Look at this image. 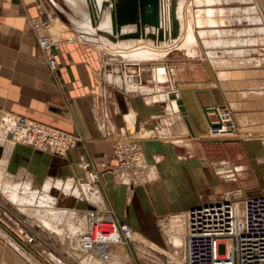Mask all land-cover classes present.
<instances>
[{
  "label": "crops",
  "instance_id": "1",
  "mask_svg": "<svg viewBox=\"0 0 264 264\" xmlns=\"http://www.w3.org/2000/svg\"><path fill=\"white\" fill-rule=\"evenodd\" d=\"M236 6L241 13L227 24L213 26L226 28L221 34L225 39L212 40L209 50L200 36L194 38L188 19V41L194 39L200 47L189 50L192 54L181 50L180 56L150 58L148 52L154 49L141 43V55L138 48L131 50V59L120 60V67L110 71L106 54L94 44L103 43L99 39L106 36L97 33L92 38L60 40L57 67L49 71L36 42V31L45 26L33 28L26 17L48 20L59 11L71 19L61 23V29L78 33L72 18H83L84 0H0V187L6 194L28 185L34 193L46 190L53 199L49 212L38 207L26 214L18 206L17 213H8L10 220L15 219L12 228L18 232L27 228L35 236L30 243L37 262L2 239L0 264H103L101 258L106 256L107 264L122 259L129 264L132 252L124 249L125 255L115 248L117 242L100 243L95 251L74 247L64 240L65 226L71 233L81 229L72 219L83 211L86 229L80 232H84L92 212L111 208L119 222L128 223L158 247L163 238L160 219L181 215L182 220L186 209L228 198L233 195L229 187L236 190L242 182L264 186V17L255 18L258 23L253 28L249 5L241 0ZM125 25L123 31L134 30L133 24ZM58 27L52 24L50 29L60 33ZM217 36L212 32L207 38ZM138 39L123 40L133 45ZM140 58L148 60L135 65ZM149 62L162 64L161 77L150 66L159 64ZM171 91L183 100L190 123L176 99L169 97ZM216 103L230 107L245 136L225 140L204 135L208 124L218 119ZM16 114L76 134L83 141L64 154L13 141L1 122ZM126 132L137 136L131 141L141 142L143 176L131 183L126 173L107 169L96 185L89 184L81 159L109 154L113 140ZM218 151L235 160L229 170L218 167ZM25 197L22 202H29ZM4 201L9 203L7 198Z\"/></svg>",
  "mask_w": 264,
  "mask_h": 264
},
{
  "label": "built area",
  "instance_id": "2",
  "mask_svg": "<svg viewBox=\"0 0 264 264\" xmlns=\"http://www.w3.org/2000/svg\"><path fill=\"white\" fill-rule=\"evenodd\" d=\"M30 24L33 28L43 26L38 20ZM47 38L48 35H36V42L46 58L48 69L54 71L57 67L58 43L51 42L47 46L44 44ZM216 105H220L221 115L216 114L218 120L212 125L209 123L207 130H210L214 138L233 137L223 134L221 130V119H225L234 133L231 109L224 104ZM14 116L8 135L16 142L48 146L54 153L64 154L75 147L81 138L22 114ZM119 138L112 148L116 160V166L112 169L115 173H126L131 183L136 182L143 176L141 145L131 141L130 137ZM90 163L88 157H83L80 166L87 182L94 185L100 181L101 170L110 166L105 161H100V168L90 167ZM222 166L226 169L227 162L223 161ZM182 222L183 264H264V186L239 199L225 198L190 207L184 211ZM89 224L90 229L78 233L75 243L85 250H92L100 243L126 244L132 235V227L128 223L119 222L111 208L92 212ZM31 236L27 238L31 240Z\"/></svg>",
  "mask_w": 264,
  "mask_h": 264
},
{
  "label": "rangeland",
  "instance_id": "3",
  "mask_svg": "<svg viewBox=\"0 0 264 264\" xmlns=\"http://www.w3.org/2000/svg\"><path fill=\"white\" fill-rule=\"evenodd\" d=\"M165 1H167V3L169 2L168 5L170 7L171 6V0H165ZM240 1L241 0H178V1H175V9H176V6L177 7L179 6V10H178L179 15L177 17L179 26H178L177 36L170 38V35H169L168 39H162V40L158 41V40H153L149 37L141 35V37H144L145 39L144 38L138 39L137 37L133 38V39H136V41H137V39L142 41V42H137V44L139 43L138 45L137 44L131 45L129 43H126V41H128V40H123V39L117 40V41H112L106 36L105 40L103 38H102L103 40L99 39L100 42L102 40L103 43H101V44L94 43V44L99 49H101V51L103 53L106 54L105 55L106 56L105 61L107 62V64H109V65H107V67L108 66L109 67L106 69H109L110 71H112V66L118 67V63L120 62V60H123V61L124 60H130L131 58H130L128 53H130L131 50L135 49L136 45H137V47L139 45H141L140 43H146V45L148 43L150 45V46L147 45L148 47H151V45H153V46H156L157 48H160L161 51H159V49H157V50H154V52H150V55H151L150 58L168 57V56L173 57L175 55L178 56V55H181V50L186 51V53L192 54L194 51H189V50H194V48L199 50L200 47H199V44L197 43V41L194 39H192L190 41L184 40L185 37L188 38V35L190 34V29L188 28V25L186 26V23L188 22V19H189L190 24H191L193 31H194V38L195 37L199 38V36H200L201 39L203 40L204 44L206 45L207 50H209V48L211 46L209 44H211L212 40L225 39V37L224 38L221 37V34L226 32V28H223V27L215 28L213 26H217L216 24H225V23L227 24L228 19L231 21L232 17L235 18V16H233V15H236V13H241V11H240L241 8L236 6ZM242 1L245 3L246 6H247V4L249 5V15H250V18L254 21L253 22L251 20V23L253 24V28H254L257 26L256 22L258 23V21H255V18H257V20H260L264 17V0H242ZM176 3H178V4H176ZM86 12H87V10H86ZM57 13L58 14H55L51 19H48V20L46 18H40V17H38V15L37 16L27 15L26 18H27L28 23L29 22L32 23V22L37 21V20L39 23H43V26H45V28L38 29L36 31V33H49L50 35L52 34V36H51L52 39H58V37L60 35L61 37L58 39V41H60L64 38H68V37H78V36L84 37L79 32L77 33L74 30H71L72 28L69 25L68 26L71 29L68 28V29L62 30L61 29L62 27H60V24L64 23V22H69L68 19H70V16H68V18H67L63 15V13H60L59 11H57ZM232 22L236 23L237 20L235 19ZM52 24L55 26L59 25L58 28L61 29L62 31L60 33L55 31L56 29L52 31L50 29ZM206 25H208V27H204ZM160 26L162 28L164 27L161 24H160ZM134 29H135V25H134ZM251 29H252V27H251ZM123 30H125L124 27H123ZM149 30L153 31L154 28L149 29ZM212 32H216L218 36L214 37V38H207V37H209L210 33H212ZM255 33H257V35L261 34L259 32H255ZM100 35H102V34H100ZM257 35L254 34L255 37ZM109 41L116 42V44L113 45V44L109 43ZM255 41H257V40H255ZM194 43H196V45ZM110 45H112V46H110ZM140 48H142V47H140ZM140 48H138L139 54L142 53V52H140V51H142ZM119 52H121V53H119ZM126 53L128 55L124 56L123 54H126ZM146 59L148 60V58H140L138 60H135V62L141 64V62L145 61ZM179 59H181V58H179ZM149 63H152V62H149ZM152 64L162 65L160 63H155V62ZM218 106H220V105H218ZM228 108L230 109L229 106H228ZM231 114H232V111H231ZM232 116H233V114H232ZM13 118H15V116H12L11 118H9L10 120L9 121L7 120V122L6 121H4V123L1 122V124H3V126L7 130V132H9L8 128H10L12 125ZM217 120L218 119H216L215 121H217ZM213 123H214V121L211 122V125ZM234 127H235V129H234V133L232 135L233 137H225L226 140H232L234 137H237V136L243 137L246 135L247 132L242 131L241 127L239 128V126L237 124H234ZM204 135L207 136V138L208 137L214 138V136H211L212 134L210 133V130L209 131L207 130ZM227 135H230V133H227ZM8 137H9V135H8ZM119 137L127 139L129 137L134 138L137 136H135V135L133 136L132 134H129L126 132L123 136H119ZM119 137H117L113 140L109 154H107L105 156L98 155V154L93 155V156L92 155L87 156L88 159L91 161L90 167L100 168L101 167L100 161H105L106 165L110 166V167L106 168V169H102V170H107V169L113 170L112 168H114L116 166V160L113 156L112 148H113L115 141L117 139H120ZM217 139H221V138L218 137ZM81 141H83L82 138H80V140L78 141L77 144H79V142H81ZM139 144H140V142H139ZM219 152L220 151H218L217 155H215V156H218L217 160L219 159L217 161L218 167H222L223 169H225L222 166L223 161L227 162V168L229 165H231V161L235 162V160L232 157L226 156L224 154V152L223 153H219ZM229 153H231V151ZM207 154L210 155V154H212V152L209 151V152H207ZM213 154H216V153H213ZM102 170H101V173H102ZM227 170H229V169H227ZM237 177H239V176H237ZM246 182H248V181H246ZM246 182L239 183L240 186L236 190H234L236 188V186L235 187H234V185L230 186L229 188H232V189H230V192H232L233 195H229L228 198L239 199L246 194L254 193V192L258 191L259 189H261L263 187V186L259 185L258 183L246 185ZM94 185H96V184H94ZM16 190H17V192L21 191L20 193L18 192L20 195L24 194L25 196L31 198L30 199L31 201L22 202V203H20V202L15 203L14 202L13 204L8 203V202L6 203L4 200H6V194L9 191L8 190L5 191L6 194H4L2 192V187H0V241L3 243V240H6L7 246H10L11 244H13L15 247H17L18 251L19 250L21 251V255L25 256V258H27L33 262H37V257L35 255L36 251H35L32 243H30L31 240H29L27 238L28 235H32L31 236L32 238L34 235L29 233L27 228H26V231H28V233L26 231L18 232L14 228H12L11 224L14 225L15 219L12 218V220H10L8 217L9 216L12 217V216L8 213L9 212L15 213L16 208H18V206L21 209L23 208L25 210L24 213H26V214L28 212L30 213L31 211H33L34 208L38 209V207L43 208V211L49 212L48 210H53L52 201H51L53 199L48 196V192L46 190L41 191V193H39V192L34 193V191H33L34 188H30V186H28V185L27 186L26 185L25 186H17ZM39 194H40V196H39ZM60 202H62V200ZM39 203L40 204L42 203V204L40 205ZM42 215L46 216L44 214H42ZM84 215L85 214L83 211L79 215L77 214V216L73 215L75 218L72 219V223L75 224L76 226L78 225L79 227H82L81 229H86V223L82 224L83 223L82 221L84 219ZM159 221H160L159 227L161 229L163 238H162V243H157V244L155 243L156 245H158V247H156V246L153 247L152 243H151L153 241L151 239L147 238L143 234H139L138 232H135L133 229H132V235H131L128 243H126V244L117 243L115 245V248L122 251V253H125L124 249H127L126 251L132 252V254H133L132 259H128L129 264H183V227H184V223L181 220V215H179L177 217H172V218L170 217L167 219L166 218L160 219ZM7 222H8V225L5 224ZM5 227H8V228H5ZM65 229H67V234H66L67 237H64V240L68 239L69 244H73L74 247H77L76 244L74 243L73 237H74V235L78 234L81 229L76 228L75 230L79 229V231L75 232V230H74L73 233L70 232L71 228L69 227V225L65 226ZM89 229H90V224H89L88 230ZM88 230H86V231H88ZM106 244H110V243H106ZM98 246H99V244H97L94 247V249H92V250L95 251V249ZM26 247H29V249H27ZM92 250H89V251H92ZM125 255H126V253H125ZM130 258H131V255H130ZM101 259L108 260L109 258H107V256H106V257H102ZM104 260H102L103 264H105L104 262H106V264L109 262V261H104ZM121 261L122 262H119L118 264H125L124 262L126 260L122 259ZM111 264H113V263H111ZM114 264H116V263H114Z\"/></svg>",
  "mask_w": 264,
  "mask_h": 264
},
{
  "label": "bare ground",
  "instance_id": "4",
  "mask_svg": "<svg viewBox=\"0 0 264 264\" xmlns=\"http://www.w3.org/2000/svg\"><path fill=\"white\" fill-rule=\"evenodd\" d=\"M37 1H40V0H37ZM86 1V2H85ZM175 1H178V0H171V6L169 7V5H168V3H167V1H165V0H159V5H158V12H159V27H161L160 26V24L162 25V26H164L163 28L161 27V29L163 30V32L164 31H168V34L170 35V30H171V18H172V13H173V17L176 19V22H177V32H176V35L175 36H177V33H178V20H177V17H178V15H179V12H178V10H179V6L177 7L176 6V9H175ZM87 3V4H86ZM176 4H178V3H176ZM60 5H62V4H60ZM84 5L86 6V8H85V10H83L82 12L83 13H85L84 15H83V18H80V19H77V18H72V20H73V22H74V26H77V28L79 27V33L81 34V35H83L84 37H87V38H92V37H94L97 33H99L98 31L99 30H104V31H107V32H111V24H110V16H109V10H110V3L108 4V5H105V6H101V0H84ZM86 10H87V12H86ZM71 11V10H70ZM69 11V12H70ZM74 12V11H73ZM72 14V13H71ZM86 15V16H85ZM93 18L94 19V23H91V20H90V18ZM125 24H134V23H124V24H122L121 25V31H123V27L125 28V29H127V26L125 25ZM135 25V24H134ZM129 27V26H128ZM152 28H154V30L153 31H150L149 29H152ZM129 31H131V30H129ZM76 32V31H75ZM83 32V33H82ZM146 32V33H145ZM148 32H154L155 33V37L153 38V37H150L149 35H147V33ZM157 33H158V27H154V26H152V25H149V24H145L144 25V28H143V34H142V32H140V35L139 36H137V37H141V35L142 36H146V37H149V38H151V39H153V40H162V39H168V37L167 38H164V37H162V38H158V35H157ZM100 34H102V35H105V36H107L106 34H104V33H100ZM36 35H48V38H47V40L44 42V44H47V46H49L50 44H51V42H55L56 44L59 42L58 40H55V39H52V34L50 35L49 33H36ZM79 35V34H78ZM174 36V37H175ZM187 36V35H186ZM108 37V36H107ZM97 38H98V36H97ZM109 38V37H108ZM127 38H134V37H126V38H121V39H127ZM170 38H173V37H171V35H170ZM96 39V38H95ZM94 39V40H95ZM110 39V38H109ZM117 39H119V38H116L115 40H112V39H110V40H112V41H116ZM121 39H119V40H121ZM185 40L186 41H188L189 40V38H187V37H185ZM93 41V40H92ZM102 41V40H101ZM139 42H142L141 40H138ZM157 42V41H156ZM42 43V42H41ZM110 43V42H109ZM127 43V42H126ZM141 44V43H140ZM145 44V43H144ZM114 45V44H113ZM112 46V45H111ZM140 46L141 45H139L138 47H136V48H140ZM44 47V46H43ZM150 48H152V50L154 49V50H157V49H159V51H161L160 50V48H157L156 46H153V47H150ZM151 52V51H150ZM150 52H148V54H150ZM139 54V53H138ZM139 55H141V54H139ZM180 56V55H179ZM45 60H46V58H44ZM138 60V59H137ZM46 62V61H45ZM57 64H58V62H57V55H56V66H57ZM47 65V64H46ZM135 65H140L139 63H135ZM111 66V65H110ZM151 66V68L152 69H158L157 70V76L158 77H161L162 75V69H163V67L161 66V65H150ZM113 68H115V69H118V67H120L119 66V64H118V67H116V66H112ZM48 68V67H47ZM139 69H140V67H139ZM145 69V68H144ZM147 69V68H146ZM149 69V68H148ZM160 69V70H159ZM50 71V70H49ZM221 115V109L218 111V115ZM232 118H233V116H232ZM223 122V124H222V129L221 130H223L222 131V133L223 134H225V135H227V133H230V135H233V131H231V125L229 126V122H227V120H225V119H221ZM233 121H234V119H233ZM234 124H235V122H234ZM221 139H225L226 140V138L225 137H221ZM19 143H21V142H19ZM22 144H25V143H22ZM26 145H31L30 143H26ZM81 170H82V168H81ZM6 190V189H5ZM75 192V191H74ZM7 194L8 195H6L7 197V199L9 200V203H16V202H20V203H22V201L23 200H27V198L25 197V195H22L21 197H20V195L17 193V192H15V191H13V190H11L10 192H7ZM35 195V194H34ZM39 196H40V194H39ZM29 198V197H28ZM29 199H31V198H29ZM40 200V199H39ZM29 201H31V200H29ZM34 201V200H33ZM34 204V203H33ZM40 204V203H39ZM42 204V203H41ZM40 204V205H41ZM21 205V204H20ZM53 206V205H52ZM39 221V220H38ZM43 222V221H42ZM41 222V223H42ZM40 223V222H39ZM77 236H78V234H76V235H74V237H73V240H74V243H76L77 242ZM32 238V237H31ZM183 238H184V227H183Z\"/></svg>",
  "mask_w": 264,
  "mask_h": 264
},
{
  "label": "water",
  "instance_id": "5",
  "mask_svg": "<svg viewBox=\"0 0 264 264\" xmlns=\"http://www.w3.org/2000/svg\"><path fill=\"white\" fill-rule=\"evenodd\" d=\"M110 3V24L111 32L99 30V33L106 34L110 39L126 37H137L140 32L143 34V28L145 24L158 27V38H167L169 36L168 31H164L159 27V12L158 5L159 0H101V6L108 5ZM171 30L170 35L174 37L177 32V22L171 14ZM91 23H94V19L90 18ZM134 23L135 29L131 31H121V25L124 23ZM147 35L155 37L154 32H148ZM170 98H175L179 109L186 116V120L190 123L187 110L183 104V100L177 97L174 91L169 93ZM141 144V142H140Z\"/></svg>",
  "mask_w": 264,
  "mask_h": 264
}]
</instances>
